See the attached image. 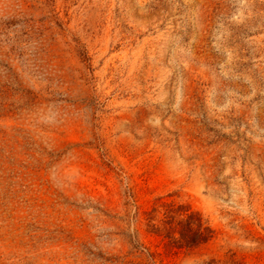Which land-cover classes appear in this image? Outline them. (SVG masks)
<instances>
[{
    "label": "rangeland",
    "instance_id": "374dc122",
    "mask_svg": "<svg viewBox=\"0 0 264 264\" xmlns=\"http://www.w3.org/2000/svg\"><path fill=\"white\" fill-rule=\"evenodd\" d=\"M0 264H264V0H0Z\"/></svg>",
    "mask_w": 264,
    "mask_h": 264
},
{
    "label": "trees",
    "instance_id": "16d2710c",
    "mask_svg": "<svg viewBox=\"0 0 264 264\" xmlns=\"http://www.w3.org/2000/svg\"><path fill=\"white\" fill-rule=\"evenodd\" d=\"M193 214H191L190 215V217L192 216ZM184 237V239H185V243L186 244H191V242H193V241H196V240H198V238H201L202 240L205 238V235L203 234V233H200V234H197L196 232L195 233H193V235L192 236H188L187 234H186V232H184V230L182 231V238Z\"/></svg>",
    "mask_w": 264,
    "mask_h": 264
}]
</instances>
